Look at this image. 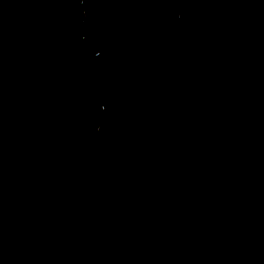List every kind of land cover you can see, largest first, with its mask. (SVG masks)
<instances>
[{
  "label": "rangeland",
  "instance_id": "obj_1",
  "mask_svg": "<svg viewBox=\"0 0 264 264\" xmlns=\"http://www.w3.org/2000/svg\"><path fill=\"white\" fill-rule=\"evenodd\" d=\"M82 8L0 0V264H264V0Z\"/></svg>",
  "mask_w": 264,
  "mask_h": 264
},
{
  "label": "bare ground",
  "instance_id": "obj_2",
  "mask_svg": "<svg viewBox=\"0 0 264 264\" xmlns=\"http://www.w3.org/2000/svg\"><path fill=\"white\" fill-rule=\"evenodd\" d=\"M123 18H127L126 17V15L125 16H123ZM92 19H91V17L88 19V21L86 22V24H85V26L84 27H87L88 25H90L89 23H90V21H91ZM18 37V40L19 41H21V35H18L17 36ZM89 38H90V36L87 38V40L86 41H88L89 40Z\"/></svg>",
  "mask_w": 264,
  "mask_h": 264
}]
</instances>
